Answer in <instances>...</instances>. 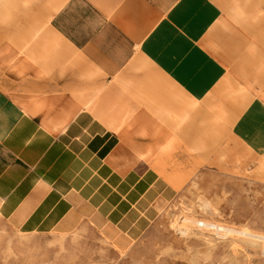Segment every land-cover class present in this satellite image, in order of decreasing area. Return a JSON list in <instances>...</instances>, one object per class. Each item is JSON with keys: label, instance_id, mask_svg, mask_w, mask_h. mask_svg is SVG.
Listing matches in <instances>:
<instances>
[{"label": "crops", "instance_id": "0c3cea01", "mask_svg": "<svg viewBox=\"0 0 264 264\" xmlns=\"http://www.w3.org/2000/svg\"><path fill=\"white\" fill-rule=\"evenodd\" d=\"M64 1L49 23L54 71L61 73L62 87H102L113 74H120L144 90L152 87L147 83L154 72L169 83L176 82L183 95H177L180 99L174 109L165 99L138 113L135 94L131 103L136 118L141 115L146 126L154 123L149 132L143 128L148 134L141 133L153 142L130 148L125 118L105 103L102 107L86 103L70 110L66 120L45 123L0 86V216L25 234L67 233L88 221L125 243L148 228L156 216V200L173 191L167 179L176 182L173 175L166 179L162 157L156 160L157 168L134 165L159 150L172 151L173 163L184 155L176 135L186 125L191 106L196 105L193 110L199 112L203 106L197 105L199 100L205 101L217 87L222 97L229 95L225 84L239 75L234 73L237 66H230L234 57L250 54L254 32L264 43V0H249L251 18L257 16V20H250L243 33L230 30L228 34H221L228 20L215 0ZM8 3L0 0V9ZM226 37L235 47H221ZM139 92L137 96L144 94ZM255 98L251 103L263 109L264 100ZM253 105L235 124L234 136L250 150L256 141L260 153L264 152V132L255 133ZM201 136V131H195L189 142L196 143ZM216 140L225 144L224 149L230 145L221 136Z\"/></svg>", "mask_w": 264, "mask_h": 264}, {"label": "rangeland", "instance_id": "374dc122", "mask_svg": "<svg viewBox=\"0 0 264 264\" xmlns=\"http://www.w3.org/2000/svg\"><path fill=\"white\" fill-rule=\"evenodd\" d=\"M215 1L228 20L221 34L230 30L243 33L249 28L250 20H257V16L251 18L249 0ZM65 3L64 0H9L0 9V86L19 106L30 108L45 123L51 119L66 120L70 110L86 107V103L101 107L106 104L110 111H119L125 118L123 126L131 135L126 136L128 147L148 146L153 141L141 132L147 133L143 128L151 131L154 123L146 126L141 115L136 118L131 103L134 95L139 101L138 113L165 99L174 109L182 88L154 72L149 73L152 78L147 83L152 87L144 90L135 88V81L120 74H113L102 87H62L61 73L54 71L55 46L49 23ZM257 36L254 32L249 55L232 58L231 69L237 66L234 73L239 75L225 84L227 98L222 97L217 87L205 101L199 100L197 105H203L199 112L198 108L193 110L196 105L191 106L192 113L183 123L186 125H181L183 130H178L176 135L184 155L173 163L172 151L160 153L159 150L151 159L134 165L157 168L156 160L162 157L168 167L164 168L166 179L168 174L175 176V183L167 179L173 191L156 200V216L147 229L123 243L88 221L67 233L25 234L0 216V264H264V238L243 233L245 230L264 236V152L259 153L261 145L256 141L250 150L245 141L242 143L234 136L235 124L248 114L246 109L255 104L251 103L256 101L255 97L264 100V56L260 57L264 43ZM221 43V47L228 44L235 47L228 37ZM143 65L142 68L149 69ZM243 72L247 73L245 77ZM123 78L125 81H121ZM139 91L144 94L137 96ZM143 99L146 103L140 102ZM252 116L257 118L252 121L255 133L264 132V107L257 109L253 105ZM195 131L198 134L201 131L202 136L196 143L194 140L190 143ZM220 136L230 143L226 149L225 144L216 140ZM198 221L235 231L217 232L198 225Z\"/></svg>", "mask_w": 264, "mask_h": 264}, {"label": "bare ground", "instance_id": "6f19581e", "mask_svg": "<svg viewBox=\"0 0 264 264\" xmlns=\"http://www.w3.org/2000/svg\"><path fill=\"white\" fill-rule=\"evenodd\" d=\"M202 225V226H207V227H209V228H213V229H215V230H217V232L218 231H224V232H229V231H235V229H229V228H226L225 226H223V225H220V224H216V223H211V222H204V221H198V225ZM232 233V232H231ZM236 233V232H235ZM243 233H245L247 236H258L259 238L261 237V238H264V236L263 235H255V234H252L251 232H249V231H243ZM239 234H240V232H239Z\"/></svg>", "mask_w": 264, "mask_h": 264}]
</instances>
